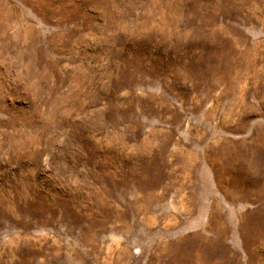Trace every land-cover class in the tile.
Returning <instances> with one entry per match:
<instances>
[{"label": "rangeland", "instance_id": "374dc122", "mask_svg": "<svg viewBox=\"0 0 264 264\" xmlns=\"http://www.w3.org/2000/svg\"><path fill=\"white\" fill-rule=\"evenodd\" d=\"M0 264H264V0H0Z\"/></svg>", "mask_w": 264, "mask_h": 264}, {"label": "bare ground", "instance_id": "6f19581e", "mask_svg": "<svg viewBox=\"0 0 264 264\" xmlns=\"http://www.w3.org/2000/svg\"><path fill=\"white\" fill-rule=\"evenodd\" d=\"M225 156V161H224V166L227 168L229 171L233 172L234 170H238L239 172L242 171L245 167V155L241 151H229L224 153ZM240 163V168H238L236 165ZM222 166V163H220ZM247 179V178H246ZM243 179L244 181L237 180L235 183L237 185H240L241 183L243 185H251L253 184L252 181H249L247 183V180Z\"/></svg>", "mask_w": 264, "mask_h": 264}]
</instances>
